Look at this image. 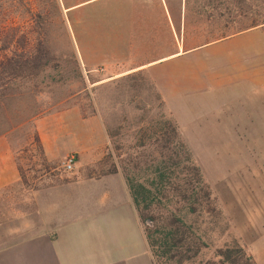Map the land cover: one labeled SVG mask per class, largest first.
I'll list each match as a JSON object with an SVG mask.
<instances>
[{
    "label": "rangeland",
    "instance_id": "1",
    "mask_svg": "<svg viewBox=\"0 0 264 264\" xmlns=\"http://www.w3.org/2000/svg\"><path fill=\"white\" fill-rule=\"evenodd\" d=\"M258 3L250 0L244 24ZM163 7L157 0H0V137L21 176L20 184L0 190V223L7 228L14 212L29 210V193L44 186V177L55 184L69 178L62 163L78 150V134L90 132L89 149L103 163L96 170L105 172L148 161L164 117L235 231L223 241L237 236L253 261L255 255L264 263V25L211 43L204 31L183 49ZM188 52L157 73L166 99L144 68L126 73ZM62 113L68 127H60L58 159L48 163L37 122L59 126ZM77 115L99 117L108 146L94 145L98 122L82 125Z\"/></svg>",
    "mask_w": 264,
    "mask_h": 264
},
{
    "label": "crops",
    "instance_id": "2",
    "mask_svg": "<svg viewBox=\"0 0 264 264\" xmlns=\"http://www.w3.org/2000/svg\"><path fill=\"white\" fill-rule=\"evenodd\" d=\"M188 54L191 53L149 61L126 73L144 68L165 98L158 71L167 62ZM62 116L65 121L61 119L59 126L47 127L41 119L37 122V134L48 163L58 159L53 142L60 127L68 124V117L64 113ZM75 120L82 125L98 122L102 132L94 145L100 149L108 146L99 117L82 119L77 115ZM90 136L89 131L78 134V150L65 154L64 158L71 153L82 154L67 180L55 184L54 178L44 177V186L29 193V210L14 212L12 220L7 221L12 225L7 228L0 223V264H154L123 174L117 163L115 173L96 170L103 163H96L89 149ZM86 156L92 158L85 160ZM20 182L14 153L8 140L0 137V190ZM254 262L264 264L255 255Z\"/></svg>",
    "mask_w": 264,
    "mask_h": 264
},
{
    "label": "trees",
    "instance_id": "3",
    "mask_svg": "<svg viewBox=\"0 0 264 264\" xmlns=\"http://www.w3.org/2000/svg\"><path fill=\"white\" fill-rule=\"evenodd\" d=\"M157 1L182 38L183 49L189 36L204 31L213 40L229 31L248 30L250 24L264 25V0H259L249 25L243 22L252 12L250 0ZM162 118V129L150 140L156 146L151 158L120 167L154 264H255L237 236L223 241L228 231H235L177 128ZM116 171L113 164L108 173Z\"/></svg>",
    "mask_w": 264,
    "mask_h": 264
},
{
    "label": "built area",
    "instance_id": "4",
    "mask_svg": "<svg viewBox=\"0 0 264 264\" xmlns=\"http://www.w3.org/2000/svg\"><path fill=\"white\" fill-rule=\"evenodd\" d=\"M75 163H76L75 155L72 154L67 155L62 163V170L65 173H72L74 171Z\"/></svg>",
    "mask_w": 264,
    "mask_h": 264
}]
</instances>
